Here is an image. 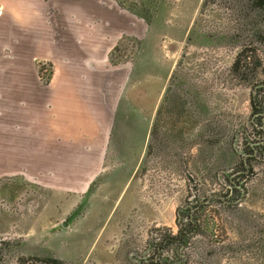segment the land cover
<instances>
[{
    "label": "rangeland",
    "instance_id": "1",
    "mask_svg": "<svg viewBox=\"0 0 264 264\" xmlns=\"http://www.w3.org/2000/svg\"><path fill=\"white\" fill-rule=\"evenodd\" d=\"M59 1L35 3L36 20L53 25L56 38L65 39L60 7L67 4ZM117 1L126 14L108 63L123 68L115 77L107 72L103 109L109 121L114 114L106 172L87 194L0 175V264H55L51 259L163 264L171 248L163 236L179 235L177 213L181 219L189 209L203 221V230L184 248L176 247L178 259L264 264V147L256 149L264 143V132L257 130L263 129L257 125H264V111L252 105L264 106V5L251 0ZM9 15L0 14L2 72L15 59L13 53L10 60V40L19 47L34 43L17 29L8 43V28L20 17L12 14L10 20ZM240 51L247 70L233 72ZM19 53L23 60L17 59ZM16 54L17 64L26 62V52ZM39 59L33 62L45 86L52 65ZM248 147L253 153L245 152ZM240 161L246 162L245 171ZM225 175L241 196L232 192ZM212 194L234 204L212 199L204 209L196 208L195 201Z\"/></svg>",
    "mask_w": 264,
    "mask_h": 264
},
{
    "label": "crops",
    "instance_id": "2",
    "mask_svg": "<svg viewBox=\"0 0 264 264\" xmlns=\"http://www.w3.org/2000/svg\"><path fill=\"white\" fill-rule=\"evenodd\" d=\"M60 1L67 4L60 7L65 39L56 38L53 25L36 20L34 4L43 0H0V14L9 13L10 20L20 14L8 28V43L16 29L34 40L25 47L10 40V60L13 53L15 59L0 71V175L82 194L106 172L114 114L109 121L104 112L107 72L115 77L123 68L108 61L126 12L115 0ZM17 52H26L25 63L15 62L24 59ZM39 58L52 65L45 86L33 62Z\"/></svg>",
    "mask_w": 264,
    "mask_h": 264
},
{
    "label": "trees",
    "instance_id": "3",
    "mask_svg": "<svg viewBox=\"0 0 264 264\" xmlns=\"http://www.w3.org/2000/svg\"><path fill=\"white\" fill-rule=\"evenodd\" d=\"M251 1L255 2V4H258L260 6L264 5V0H251ZM116 3H117V5H119V7H122L121 4L117 0H116ZM128 10H130V9H128ZM130 11H132V10H130ZM135 14L138 16L140 15L138 12ZM140 17H142V16H140ZM147 21H149V20H147ZM256 34H258V33H256ZM246 58L247 57L243 56V51H240L237 54V56L235 57V60L231 66V71H233V72H239V71L244 72V71H246L247 70ZM38 75L40 77V72H38ZM169 101H171V99H169ZM172 103H174V102H172ZM252 105H253V109L255 111H259L260 113L264 111V106L263 105L261 106V103L259 101L258 102L257 101L252 102ZM257 106H261V109H259ZM157 120H159V119H157ZM155 123L153 122V124H155ZM257 127L263 128V129H257V128L256 129L259 130L260 132H264V125L258 124ZM152 136L153 135H151V137ZM263 147H264V143L262 144V146L258 145L256 147V149L261 150ZM245 152H248V154L249 153L251 154V153H253V150H251L248 147L245 150ZM238 165L241 169H243V171L246 170V162L245 161H240L238 163ZM223 178H224V181L227 182L231 186L230 188H232V192L236 193L237 196H239V195L241 196L242 193L235 187V184L232 182V180L229 178V176L225 175ZM91 187H92V185L89 186L86 194L90 191ZM237 196L234 197V200L237 198ZM225 197H224L225 200H220L222 198L221 195L212 194V195H209L207 198L198 199L197 201H195L196 208L197 209H204L205 207L209 206V202L212 199L217 200L218 202L222 203V205H225V206H229L230 204H234V201H232L233 199H229V198H227V196H225ZM181 219H180L179 213H177V224L179 225V227H178L179 235L178 236H176L174 238L173 237L167 238L166 235L163 236L165 242L167 241L166 244H168V246L171 247L169 249V254L166 257L161 259V262H163V264H175L176 262H178L179 264L182 262H183V264H186L185 259L181 260V259L177 258L176 247H180L181 249L184 248L183 245L185 242L189 241L194 234L201 233V231L203 230V223H202L203 221H200L196 216H193L190 209L188 210V214H185L184 217H182ZM178 238H180V239L182 238V240L178 242ZM50 262L55 263V264H60V261L54 260V259H51Z\"/></svg>",
    "mask_w": 264,
    "mask_h": 264
},
{
    "label": "flooded vegetation",
    "instance_id": "4",
    "mask_svg": "<svg viewBox=\"0 0 264 264\" xmlns=\"http://www.w3.org/2000/svg\"><path fill=\"white\" fill-rule=\"evenodd\" d=\"M160 249H162V248H160ZM159 248L156 250V253L158 254V256H159V250H160ZM164 249V248H163Z\"/></svg>",
    "mask_w": 264,
    "mask_h": 264
},
{
    "label": "water",
    "instance_id": "5",
    "mask_svg": "<svg viewBox=\"0 0 264 264\" xmlns=\"http://www.w3.org/2000/svg\"><path fill=\"white\" fill-rule=\"evenodd\" d=\"M66 224H67V221H65V222L63 223V226L65 227V226H66Z\"/></svg>",
    "mask_w": 264,
    "mask_h": 264
}]
</instances>
